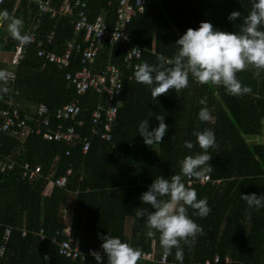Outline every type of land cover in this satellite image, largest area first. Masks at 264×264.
<instances>
[{"label": "trees", "instance_id": "trees-1", "mask_svg": "<svg viewBox=\"0 0 264 264\" xmlns=\"http://www.w3.org/2000/svg\"><path fill=\"white\" fill-rule=\"evenodd\" d=\"M40 1H48L50 8L59 9L67 0H3L0 10L22 20V34L28 35L30 28L36 34L37 41L26 47L18 66L19 93L14 99L22 106L28 124L46 132L37 116L38 107L48 106L54 128L60 123L55 118L57 109L79 98L67 71L82 67V52L77 47L83 45V34L77 35L74 25L63 17L53 19L46 15L42 22L36 21ZM84 2L90 21L104 17L109 29H114L119 0ZM251 6L252 0H146L144 12L132 18L127 33L132 43L143 48L139 64L146 61L155 65L159 63L158 57L173 58L178 51L176 40L186 29L198 28L202 21L210 22L215 29L240 34L243 17ZM232 11H239L241 19L230 21L227 17ZM53 30L55 38L49 43L46 35ZM6 35L7 22L0 27V45L4 51H14L20 42ZM71 43L75 50L68 68L37 54L40 48L62 52ZM127 49L105 43L93 65L98 71L112 59L124 74L123 93L114 101L118 103L119 114L112 141L95 137L90 151L87 154L82 151L83 139L91 135L92 115L104 101L93 90L80 96L82 113L78 121L66 123L81 133L78 143L50 142L35 133L25 139L13 133L2 137L0 247L5 242L6 228L13 230L4 253H0V264H97L94 257L73 259L59 253L58 244L51 239L68 240L67 226L72 227L82 250L101 248L102 237L110 235L139 249L142 255L153 253L154 262L141 256L137 264H163L159 263L165 254L159 233L148 237L144 221L136 218L135 213L138 208L153 210L140 197L154 179L180 174L179 161L188 155L202 154L193 131L204 129H211L216 140V147L208 149L212 156L209 164L214 169L209 174L210 181L189 186L188 177L182 180L186 187L196 191L197 199H207L211 211L201 218L195 210L188 209L189 217L204 229V234L197 235L190 247L182 245V264H205L216 256L221 262L228 258L229 264H264V207H249L241 199L242 194L264 195V69L249 67L237 73L241 83L252 90L243 96L228 94L222 85H202L189 75L186 88L179 92L172 89L153 99L149 86L137 83L134 69L124 62ZM1 88L2 84L0 91ZM202 98H206V105L199 103ZM32 106L36 111H32ZM205 106L212 115L208 122L198 117ZM6 107L5 95L0 93V111ZM158 115L164 116L168 130L162 143L148 146L138 133V126L146 119L149 130L154 129L159 124L155 118ZM185 141H191L194 147L187 148ZM8 160L17 162L11 170ZM26 162L41 166L43 175L34 181L24 178L19 165ZM69 169L74 170V175L66 189L55 186L50 195H45L46 177L52 174L57 178ZM70 205L68 225L62 217L63 210ZM41 229L45 230V241L36 235ZM175 251L166 254V264H181ZM102 261L107 264L106 254Z\"/></svg>", "mask_w": 264, "mask_h": 264}, {"label": "clouds", "instance_id": "clouds-1", "mask_svg": "<svg viewBox=\"0 0 264 264\" xmlns=\"http://www.w3.org/2000/svg\"><path fill=\"white\" fill-rule=\"evenodd\" d=\"M3 3V0H0ZM230 21L241 19L239 11H232L227 17ZM7 22V30L14 40L21 44L31 42V37L21 33L22 20L9 14L7 10H0V27ZM264 0H252L251 10L243 17L240 34L215 29L208 21H202L198 28H188L176 40L178 48L176 55L165 60L158 57L159 63L152 65L148 62L138 64L134 70L137 83L149 86L153 99L167 94L174 89L179 92L186 88L191 75L200 84L222 85L228 94L243 96L252 90L237 78V73L248 69H264ZM118 39V35L116 36ZM259 75V72L256 73ZM9 74L0 70V84L3 92H8ZM199 103L206 105V98ZM198 117L202 122L212 119L209 108L202 107ZM159 121L157 127L149 130L148 121L143 119L138 126V133L143 137L146 145L162 143L168 130L164 116L155 117ZM202 154L188 155L179 161L180 174L169 178L162 176L153 180L147 191L141 194V202L153 209L138 208L136 218L142 219L147 227V236L152 238L159 233V242L165 254L171 255L175 251L176 260L183 261V246L189 247L197 235H203L204 229L188 215V209L195 210L201 218L206 217L211 209L207 199H197V193L191 187H186L182 177L200 179L211 174L214 169L209 164L212 156L208 149L216 147L215 133L211 129L193 131ZM189 149L194 147L191 141H185ZM241 199L249 207H264V195L255 193L242 194ZM100 235V234H98ZM101 248L107 256V264H137L142 256L139 249H135L118 237L105 235L102 237ZM97 264H103L101 254L91 251ZM47 256H45V260Z\"/></svg>", "mask_w": 264, "mask_h": 264}, {"label": "built area", "instance_id": "built-area-1", "mask_svg": "<svg viewBox=\"0 0 264 264\" xmlns=\"http://www.w3.org/2000/svg\"><path fill=\"white\" fill-rule=\"evenodd\" d=\"M146 0H119L117 8V20L114 29L110 30L104 17L96 18L93 22L90 21L86 9L87 4L84 0H67L63 2L59 9L50 8L48 1H40L38 3L37 19L39 23L46 15H51L53 19L63 17L70 20V23L74 25L77 35L83 34V45L80 44L77 47V51L82 52L81 65L82 67L75 71H67V78L69 82L74 86L79 98L65 106L57 109L55 118L58 123L54 128L52 125V119L50 116V110L47 105L41 104L37 109V116L40 118L42 125L47 128L46 132L42 131L41 127L33 128L28 124L27 118L22 115L21 109L18 104L15 103V95L19 93L16 88L17 69L24 57L26 47L33 42H36V34L30 28L28 35L32 38L28 44H21L14 50V56L10 62V67L6 70L9 74V80L7 87L8 92H3L4 85L2 84L1 95H5L6 104L8 107L0 111V143L2 137L7 134H14L20 139H25L29 135L35 133L36 135H42L47 141H55L65 144H76L81 141V133L78 129L71 125L67 126L66 123L70 121H78L82 113L80 96H84L89 91L93 90L102 95L104 101L98 106L92 115L93 127L91 129V135L87 136L82 141V151L87 154L90 151L92 140L95 137L105 141L113 140V130L116 125L119 114L118 103H114L115 99L120 98L123 93L124 82L122 69L112 61L105 65L104 69L94 70V64L97 61L99 52L104 47L105 43L110 46H125L128 47L125 55L124 62L127 63L135 70V67L139 64L143 48L135 43H132L130 36L127 33V26L131 22L132 18L138 14L144 12ZM34 29V28H33ZM55 31H51L46 35L47 41L51 43L55 38ZM118 35V39L116 36ZM78 41V40H76ZM74 43L67 46L65 51L55 52L46 48H40L37 51L38 56L43 57L51 63H54L60 67L68 68L71 65L72 54L75 50ZM79 127H83L82 122H78ZM68 155H71V151H68ZM17 165V162L8 160L9 170L13 169ZM23 177L34 181L40 178L42 174L41 166H34L29 162L20 164ZM74 175V170L69 169L66 174L60 175L54 178L52 174L46 177L47 184L45 187V195H50L55 186L66 189L69 182ZM210 181L209 175H206L200 179L188 177V185L191 186L194 183L204 184ZM215 182V180H213ZM12 227H7L4 234L5 242L0 247V253L3 254L6 249V243L12 232ZM68 240L58 241L56 238L51 239L52 242L57 243L59 246V253L63 256L86 260L89 257L91 251H97L103 257L105 254L102 248L88 247L87 250H82L79 242L73 236L71 226H67L65 230ZM25 234V231L22 232ZM36 235L39 236L41 241H45L47 236L45 230L41 229ZM144 260L154 262L153 253L143 254ZM167 255L164 254L159 263H167ZM230 260L226 258L223 262L219 257H214L213 260H207L205 264H229Z\"/></svg>", "mask_w": 264, "mask_h": 264}, {"label": "rangeland", "instance_id": "rangeland-1", "mask_svg": "<svg viewBox=\"0 0 264 264\" xmlns=\"http://www.w3.org/2000/svg\"><path fill=\"white\" fill-rule=\"evenodd\" d=\"M21 30H22V26H21ZM9 35H10V33H7L6 38H8ZM14 53H15L14 51L9 52V51L2 50V47L0 45V54H2V57L0 58V60H1V62L3 60V63L4 62L6 63L4 66V69H7L8 67H10V65H11L10 62L14 56ZM129 224H131V222Z\"/></svg>", "mask_w": 264, "mask_h": 264}, {"label": "crops", "instance_id": "crops-1", "mask_svg": "<svg viewBox=\"0 0 264 264\" xmlns=\"http://www.w3.org/2000/svg\"><path fill=\"white\" fill-rule=\"evenodd\" d=\"M7 33H9L8 30H7ZM1 57H2V54H0V58ZM5 64L6 63L5 62L3 63V60H2V62L0 60V70L4 68ZM19 107H22V106H19ZM31 109H32V111H36V107H34V106H32ZM70 206H71V208H70ZM70 206L67 207L65 210H63V217H62V219L66 221V224H68V223L70 224V221H71L70 220L69 213H71V211H72V205H70Z\"/></svg>", "mask_w": 264, "mask_h": 264}]
</instances>
